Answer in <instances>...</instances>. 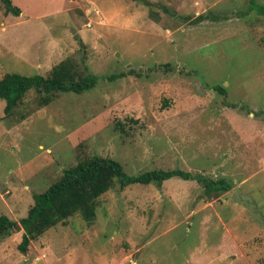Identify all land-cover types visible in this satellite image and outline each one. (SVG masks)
<instances>
[{"label": "rangeland", "instance_id": "rangeland-1", "mask_svg": "<svg viewBox=\"0 0 264 264\" xmlns=\"http://www.w3.org/2000/svg\"><path fill=\"white\" fill-rule=\"evenodd\" d=\"M12 3L25 14L0 0V78L46 76L69 58L97 83L49 104L31 89L8 114L0 97V215L20 221L95 155L128 176L223 183L117 181L92 222L77 212L25 254L23 228L0 239V264H264V0Z\"/></svg>", "mask_w": 264, "mask_h": 264}, {"label": "trees", "instance_id": "trees-1", "mask_svg": "<svg viewBox=\"0 0 264 264\" xmlns=\"http://www.w3.org/2000/svg\"><path fill=\"white\" fill-rule=\"evenodd\" d=\"M1 2L5 7L6 14L12 13L19 16L22 13L21 8L14 5L12 0H1ZM198 19H203V16H198ZM126 75V72H121L111 78ZM96 83L95 74L80 72L74 62L68 58L53 66L46 76L6 73L0 78V97L7 101L5 111L8 114L31 89L36 88L44 92L46 95L43 97V104H49L54 100L56 92L81 93L91 89ZM217 89L223 91L224 88L217 87ZM172 177L199 180L206 184L207 190L210 192L223 183L220 180L208 181L201 175L180 169L151 170L137 176H128L119 161L95 155L67 168L62 177L48 189L40 194H35L34 204L29 209L28 215L21 218L20 221L11 219L7 215H0V239L11 236L17 228H23L19 249L25 254L33 240L53 226L65 223L77 212L85 220L92 222L96 218L98 198L109 191L117 181L121 183V187L132 183L148 184L151 182L161 185Z\"/></svg>", "mask_w": 264, "mask_h": 264}, {"label": "crops", "instance_id": "crops-1", "mask_svg": "<svg viewBox=\"0 0 264 264\" xmlns=\"http://www.w3.org/2000/svg\"><path fill=\"white\" fill-rule=\"evenodd\" d=\"M22 14H25V13L22 11V13H21L18 17H21ZM42 250H43V249H42ZM29 256H30V255H29ZM37 257H38V256H37ZM38 258H39V257H38Z\"/></svg>", "mask_w": 264, "mask_h": 264}]
</instances>
